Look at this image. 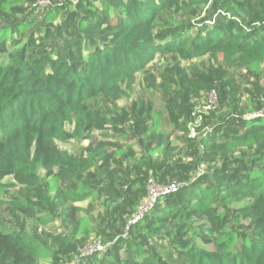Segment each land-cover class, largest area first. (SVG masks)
I'll list each match as a JSON object with an SVG mask.
<instances>
[{
	"label": "trees",
	"instance_id": "obj_1",
	"mask_svg": "<svg viewBox=\"0 0 264 264\" xmlns=\"http://www.w3.org/2000/svg\"><path fill=\"white\" fill-rule=\"evenodd\" d=\"M28 2L33 7L34 0L0 2V54L9 57L8 64L0 66V190L16 185L34 193L46 181L45 201L60 208L67 229L48 234L60 248L86 241L96 231L77 205L100 196L95 186L85 183L108 145L101 143L92 153L75 157L60 150L57 140H82L90 132L105 131L109 120L103 107L121 101L135 86L136 75L158 54L184 61L222 57L225 67L261 75L264 28L246 31L242 26L240 12L251 9L254 0H62L48 8L49 14L10 18L13 8ZM185 4L210 5L208 18L186 30L156 32L162 16L181 13ZM215 11L229 18L216 17ZM62 14L63 23L40 40L42 28ZM37 42L50 48L39 58L32 56ZM150 117L153 124L144 135L160 133L162 138L149 145L148 152L168 159L177 148L162 133L164 111L152 109ZM263 145L264 117L238 118L232 126L206 133L198 144L201 153L195 168L212 158L220 164L207 174L183 179L178 192L160 198L127 236L123 230L115 233L111 220L101 236L103 251L80 257L78 264H264ZM42 171L53 175L42 178ZM8 177L16 184L5 183ZM35 197L13 199L11 208L47 225L53 218L38 215ZM118 200L119 196L107 203ZM242 203L233 211L250 222V234H223L230 221L229 207ZM199 222L205 224L201 230L194 226ZM200 233L212 247L198 242ZM156 241H168L176 254L156 253ZM51 255L27 233L0 231V264H40Z\"/></svg>",
	"mask_w": 264,
	"mask_h": 264
},
{
	"label": "rangeland",
	"instance_id": "obj_2",
	"mask_svg": "<svg viewBox=\"0 0 264 264\" xmlns=\"http://www.w3.org/2000/svg\"><path fill=\"white\" fill-rule=\"evenodd\" d=\"M48 1L51 4L50 9L62 4V0ZM234 1L244 2V0ZM184 7V11L179 14L168 13L162 16L156 32L168 31L170 28L186 30L197 27L208 18L211 10L210 5L190 7L185 4ZM34 8V2L33 7L30 2L15 7L10 18H22L40 13L46 15L50 12L48 8L44 10ZM215 15L229 18L222 11H215ZM240 16L244 20L242 26L246 31L253 28L262 31L264 0H254L251 9L240 12ZM65 18L66 14H62L58 21L43 27L41 32L45 33L39 35V39L41 40L48 30L60 26ZM52 36L53 34L49 36L48 44ZM26 41L27 39L22 40L21 44H26ZM48 44L42 46L37 42L32 56L35 58L44 56L50 51ZM8 62V55L0 54V66H6ZM136 76L135 86L126 91L121 101L103 107V114L109 120L105 131L90 132L82 140L56 142L60 150L75 157L92 153L101 143L108 145L104 157L99 159L95 169L88 173L85 183L95 186L100 196L96 200L90 198L77 205L85 210L82 216L87 215L96 227L95 233L89 239L80 243L72 242L59 248L55 247L48 238V234L67 233V229L64 220L60 217V208L45 201L49 197L45 191L46 181L34 193L24 192L16 185L10 187L8 191L0 190V231L15 234L24 232L48 247L52 255L42 259L40 264H75L76 262L78 264L81 256L93 252L100 243L102 244L101 236L111 220H114L116 228L113 231L118 233V230L119 232L123 230V236H127L130 227L140 222L157 204L156 201L152 206L146 205L151 180L160 187H166L174 182L182 184L185 178L188 180L192 176L207 174L220 162L212 158L195 168V161L201 153L198 144L202 136L218 126L222 129L232 126L238 118L264 117V65L263 73L255 76L246 70L225 67L222 57L218 61L210 56L184 61L176 56L162 58L158 54L147 69ZM219 90L222 92L221 98ZM216 97L217 106L212 110H206L209 101ZM152 109L164 111L162 133L170 136L172 146L177 148L168 159L159 157L158 154L155 157L150 156L148 152V146H153L162 138L160 133L144 135L153 124L150 117ZM66 130L71 132L72 127L67 125ZM157 167L160 169L156 172ZM52 175L41 172L42 178ZM102 175L106 176L101 183ZM5 183L16 184L12 177H8ZM134 184L139 186H133ZM31 196H36L35 198L39 200V203H36L38 215L42 218L50 216L53 221L43 225L12 210L13 199H25ZM117 196L119 200L109 206L107 202ZM243 205L244 203L229 207L230 221L223 234H250V222L239 219L233 211ZM194 226L201 230L205 224L199 222ZM198 242L212 247L202 233L198 235ZM101 247L104 249L105 245L102 244ZM154 250L164 257L170 252L176 254L170 249L168 241H156Z\"/></svg>",
	"mask_w": 264,
	"mask_h": 264
},
{
	"label": "built area",
	"instance_id": "obj_3",
	"mask_svg": "<svg viewBox=\"0 0 264 264\" xmlns=\"http://www.w3.org/2000/svg\"><path fill=\"white\" fill-rule=\"evenodd\" d=\"M51 6L50 2L48 0H35L34 7L40 10L47 9ZM217 106V97L215 99H211L209 101V104L206 106V110H212ZM259 118V117H258ZM251 119V118H248ZM255 119V118H253ZM180 188V185L176 182L166 186V187H160L157 185V183L154 180H151L149 182L148 186V199L146 202V205L152 206L156 201H158L159 198L167 197L171 194L177 193ZM144 218V217H143ZM102 244L100 243L99 246H97V249L93 250V252L96 251H103V248L101 247ZM91 252V253H93ZM89 253V254H91ZM86 254L85 256L89 255ZM84 257V256H81Z\"/></svg>",
	"mask_w": 264,
	"mask_h": 264
}]
</instances>
